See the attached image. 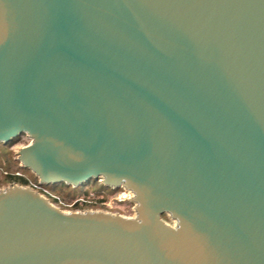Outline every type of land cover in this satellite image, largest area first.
<instances>
[{
	"label": "water",
	"instance_id": "water-1",
	"mask_svg": "<svg viewBox=\"0 0 264 264\" xmlns=\"http://www.w3.org/2000/svg\"><path fill=\"white\" fill-rule=\"evenodd\" d=\"M21 135L40 185L123 187L135 215L12 183L0 264H264V0H0Z\"/></svg>",
	"mask_w": 264,
	"mask_h": 264
},
{
	"label": "rangeland",
	"instance_id": "rangeland-1",
	"mask_svg": "<svg viewBox=\"0 0 264 264\" xmlns=\"http://www.w3.org/2000/svg\"><path fill=\"white\" fill-rule=\"evenodd\" d=\"M16 141L11 145H3L0 144V163L3 161H7L6 165L2 166L0 164V181L1 176L6 172H14L18 171V173L23 174L30 182L33 184L37 177L28 169L23 168L19 161L17 160V152L19 148L24 147L30 143V139L26 135H21L15 139ZM23 169V170H22ZM38 180V178H37ZM12 183H3L0 182V189H3L5 187H8ZM42 189H45L47 192H49L51 195H54L56 197H59L61 199V202L63 205H58L57 208H59L62 211L65 212H74L76 210L81 211H89V210H98L99 207H96L94 205H86L83 204L82 207L78 206L80 202L76 201L80 198L85 197L88 193H94L97 197H103L107 201H111V208L108 210L101 208L100 210L107 211L111 214H119L121 216L126 217H133L135 213L133 212L134 203H129L127 201L118 203L114 201V195H116L113 192H109V190L103 188L100 186V183L97 182H90L87 185L78 186V187H72V186H61V185H41ZM103 211V212H104ZM167 223L173 225V221H171L168 217L163 218Z\"/></svg>",
	"mask_w": 264,
	"mask_h": 264
},
{
	"label": "built area",
	"instance_id": "built-area-1",
	"mask_svg": "<svg viewBox=\"0 0 264 264\" xmlns=\"http://www.w3.org/2000/svg\"><path fill=\"white\" fill-rule=\"evenodd\" d=\"M17 175H20V173H17ZM99 182V181H98ZM100 183V182H99ZM29 187H31L33 190H35L36 192H38L39 194H41L43 197H45L46 199H48V201L53 204L55 207H57L58 205H63V203L61 202V199L59 197H56L54 195H51L49 192H47L45 189H42L41 185L39 184V182L37 181L36 183H33L30 185H28ZM100 186H102L103 188L109 190V192H113L116 195H114V201L121 203V202H129L132 203V201L130 199L133 198V194L131 191L123 188V187H119L118 189L115 188H108V187H104L101 183ZM87 195L83 198H80L76 201L75 204H77V202L79 203V206L82 207L83 204L86 205H94L96 207H99L98 210H94V211H104V210H100L101 208L108 210L109 208H111V201H107L105 200L103 197H97L94 195V193H86ZM83 203V204H82ZM135 205L133 207V212L135 213ZM76 211H81V210H76ZM92 211V210H89ZM107 212V211H104Z\"/></svg>",
	"mask_w": 264,
	"mask_h": 264
},
{
	"label": "trees",
	"instance_id": "trees-1",
	"mask_svg": "<svg viewBox=\"0 0 264 264\" xmlns=\"http://www.w3.org/2000/svg\"><path fill=\"white\" fill-rule=\"evenodd\" d=\"M16 140H12L11 142H8L7 146H11ZM7 161H3L2 163H0L2 166L6 165ZM23 170V169H22ZM18 171H14V172H6L4 173L2 176H1V181L0 182H3V183H16V184H19V185H22V186H28L30 185V181L23 175L20 173V175H17ZM34 183H36L38 180L37 178L34 179ZM61 186H66L64 184H61ZM102 187V186H101ZM79 206V205H78ZM166 216L163 215V218H165Z\"/></svg>",
	"mask_w": 264,
	"mask_h": 264
}]
</instances>
